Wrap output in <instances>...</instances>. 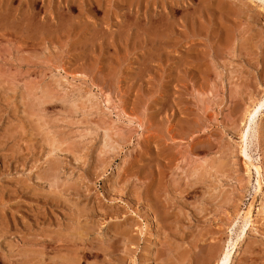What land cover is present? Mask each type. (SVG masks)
I'll return each instance as SVG.
<instances>
[{
    "label": "rangeland",
    "instance_id": "obj_1",
    "mask_svg": "<svg viewBox=\"0 0 264 264\" xmlns=\"http://www.w3.org/2000/svg\"><path fill=\"white\" fill-rule=\"evenodd\" d=\"M218 1L0 0V264H264V1Z\"/></svg>",
    "mask_w": 264,
    "mask_h": 264
},
{
    "label": "bare ground",
    "instance_id": "obj_2",
    "mask_svg": "<svg viewBox=\"0 0 264 264\" xmlns=\"http://www.w3.org/2000/svg\"><path fill=\"white\" fill-rule=\"evenodd\" d=\"M221 1V0H220ZM220 1H218V2H220ZM261 1H264V0H261ZM221 3V2H220ZM220 3H218V5L220 4ZM217 5V4H216ZM263 5H264V3H263ZM228 6V5H227ZM216 7V6H215ZM230 11V10H229ZM231 12V11H230ZM235 12V11H234ZM156 31V30H155ZM158 34V33H157ZM160 34V33H159ZM158 34V35H159ZM264 107V100H262V101H258L255 105H254V107L252 108V110H250L249 112H248V116H247V119L248 118H254L253 116L261 109V108H263ZM257 115H258V113H257ZM250 120V119H249ZM248 126V125H247ZM247 165V164H246ZM254 165V164H253ZM252 165V166H253ZM254 166H256V165H254ZM259 168L258 167H256V171H257V173L259 174ZM250 171V170H249ZM248 171V172H249ZM250 204H252V203H250ZM250 207L251 206H249V209L247 210V212L245 213V215H243L242 214V216H244L243 218H242V223H243V225H242V227H241V231L243 232L244 231V229L246 228V226L249 224V223H251V218H252V215H251V209H250ZM257 209V208H256ZM260 213H262V214H264V206H263V203L261 202V207H260V209L258 210ZM261 219V218H260ZM262 220H263V218H262ZM251 226V225H250ZM128 230V229H127ZM127 230H126V233H128L127 232ZM241 232V233H242ZM234 242V241H233ZM235 244V243H234ZM233 246L229 249V248H227V249H225V251L224 252H222V254H221V256L219 257V259H218V264H228V262L230 261V259H231V256H232V250H233ZM103 249V248H102ZM217 251V250H216ZM215 251L212 249V250H210V252L208 253V255L206 256L207 258V260H209L211 257H212V255L213 254H215L214 253ZM213 258V257H212ZM2 261V260H1ZM0 261V262H1Z\"/></svg>",
    "mask_w": 264,
    "mask_h": 264
}]
</instances>
